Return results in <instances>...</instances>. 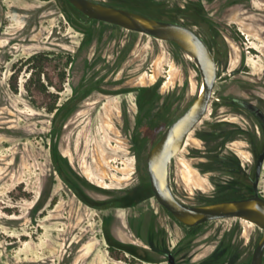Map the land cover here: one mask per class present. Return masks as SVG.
Masks as SVG:
<instances>
[{
  "label": "rangeland",
  "instance_id": "374dc122",
  "mask_svg": "<svg viewBox=\"0 0 264 264\" xmlns=\"http://www.w3.org/2000/svg\"><path fill=\"white\" fill-rule=\"evenodd\" d=\"M94 1L186 22L213 46L196 0ZM229 4L238 36L215 54L208 110L168 169L191 206L250 196L264 146L258 121L229 103L264 101V0ZM201 85L170 42L89 20L66 0H0V264H168L167 253L221 264L223 248L243 243L251 257L256 225L222 219L190 235L150 189L146 156Z\"/></svg>",
  "mask_w": 264,
  "mask_h": 264
},
{
  "label": "water",
  "instance_id": "95a60500",
  "mask_svg": "<svg viewBox=\"0 0 264 264\" xmlns=\"http://www.w3.org/2000/svg\"><path fill=\"white\" fill-rule=\"evenodd\" d=\"M71 7L89 20L118 26L124 30L145 34L170 42L195 62L203 83L190 105L163 131L146 156L150 189L156 202L178 223L190 228L206 222L238 218L256 225L262 234L252 253L250 264H263L264 257V197L258 185L264 163V146L255 162L252 195L221 201L206 206H191L181 202L168 181L170 162L181 151L189 133L208 110L217 79L214 54L206 41L191 27L179 22L156 20L135 11L103 4L94 0H66ZM263 121L264 117L261 116ZM168 264H176L168 254Z\"/></svg>",
  "mask_w": 264,
  "mask_h": 264
},
{
  "label": "flooded vegetation",
  "instance_id": "af4514ba",
  "mask_svg": "<svg viewBox=\"0 0 264 264\" xmlns=\"http://www.w3.org/2000/svg\"><path fill=\"white\" fill-rule=\"evenodd\" d=\"M196 1L198 2L196 6V10L198 13V27L204 32L207 37L211 38L213 46H211L205 36L198 32L194 27L190 26L186 22L182 24L193 28L206 41L215 57V54L223 53L225 51L226 46L224 40L228 42L229 39L234 40V35L238 36V34L235 32L234 27L230 25V22L234 25L237 23L230 20L231 14L229 12V9L231 8V5L229 4V2H231V0H223L225 2V4L223 5L219 4L218 0ZM209 6H211V8H209ZM184 8L187 7L184 6ZM245 11L248 13V16H251V14H255L251 12L249 6L245 8ZM262 15L264 16V13ZM236 28L240 32V34L244 35V32L241 31L240 28ZM237 39H239V37ZM186 55L193 61V59L188 54ZM229 103L232 107L242 108L248 116L255 118L258 121L261 129L264 131V121L261 117H264V101H253L234 97L230 100ZM244 245L245 243H243V245L238 244L237 247L232 246L229 249L223 248L222 251L227 253L226 258L228 259V261H225L221 264H250L252 254L250 257L249 251L244 247ZM168 254L171 253H167V256ZM198 264H212V262L210 261L209 257H206L201 259Z\"/></svg>",
  "mask_w": 264,
  "mask_h": 264
},
{
  "label": "trees",
  "instance_id": "16d2710c",
  "mask_svg": "<svg viewBox=\"0 0 264 264\" xmlns=\"http://www.w3.org/2000/svg\"><path fill=\"white\" fill-rule=\"evenodd\" d=\"M171 22H177V21H174V20H170ZM140 91H142V89H140ZM252 195V192L250 193V196ZM249 197V196H248ZM239 198H246V197H243V196H240ZM238 198V199H239ZM167 212V211H166ZM183 226V225H182ZM200 226L201 225H198V226H195V227H190V228H187V227H185V226H183V227H185V228H187V230H188V233L190 234V235H195V234H197L198 233V230H199V228H200Z\"/></svg>",
  "mask_w": 264,
  "mask_h": 264
},
{
  "label": "bare ground",
  "instance_id": "6f19581e",
  "mask_svg": "<svg viewBox=\"0 0 264 264\" xmlns=\"http://www.w3.org/2000/svg\"><path fill=\"white\" fill-rule=\"evenodd\" d=\"M202 89H203V83H202V85H201V87H200V90H199V91H202Z\"/></svg>",
  "mask_w": 264,
  "mask_h": 264
}]
</instances>
